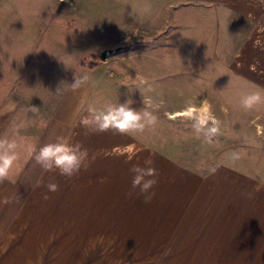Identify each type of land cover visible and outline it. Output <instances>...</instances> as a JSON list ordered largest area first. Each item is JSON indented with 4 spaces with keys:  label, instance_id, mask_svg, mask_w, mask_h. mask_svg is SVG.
I'll list each match as a JSON object with an SVG mask.
<instances>
[{
    "label": "rangeland",
    "instance_id": "obj_1",
    "mask_svg": "<svg viewBox=\"0 0 264 264\" xmlns=\"http://www.w3.org/2000/svg\"><path fill=\"white\" fill-rule=\"evenodd\" d=\"M200 17L195 0H0V139L15 140L19 153L11 178L0 182L5 192L13 184L0 214L7 215L5 228H14L16 239L28 229H72L70 217L77 215L80 230L126 231L128 251L104 254L110 257L105 260L151 261L149 254L129 252V245L136 227L153 230L154 220L167 216L165 206L163 211L153 204L163 200L164 184L144 203L132 180L117 182L99 165L93 173L67 178L46 172L26 151L27 144L36 147L46 136L62 103L74 100L71 83L83 75L91 86L81 93L91 90L84 107L100 111L131 100L133 108L151 112L155 127L132 135L176 165L203 179L224 165L264 180V106L245 110L239 103L241 96L259 91L234 77L228 62L215 59L214 43L202 40ZM120 46L101 60L100 51ZM189 107H207L220 121L211 143L197 138L184 115ZM49 183L59 190L49 192ZM73 187L76 205L69 204ZM122 238L101 235L95 244L105 240L110 242L105 251L111 250ZM79 240L85 245L87 239ZM166 257L159 254L158 264Z\"/></svg>",
    "mask_w": 264,
    "mask_h": 264
},
{
    "label": "crops",
    "instance_id": "obj_2",
    "mask_svg": "<svg viewBox=\"0 0 264 264\" xmlns=\"http://www.w3.org/2000/svg\"><path fill=\"white\" fill-rule=\"evenodd\" d=\"M195 1L205 34L202 40L204 44L214 43L215 59L228 62L234 77L264 93V0ZM89 86L87 83L72 91L74 100L62 103V114L52 119L36 149L59 139L79 143L89 154V166L81 172L93 173L99 165L117 182L132 180L129 169L134 165L145 167V161L151 160L159 173L158 184L166 186L163 200L158 198V203L156 200L153 204L162 209L165 206L167 216L154 220L153 230L136 227L129 245V252L149 254L151 261L105 260L110 257H102L104 254L128 251L126 231L102 230L106 239L124 237L105 251L110 242L95 244V238L101 235H96L94 228L78 229L77 215L70 217L72 229H58L57 225L28 229L21 232V239H16V230L5 228L7 215L0 214V264H158L159 254L167 255L166 261L160 262L163 264H264V180L224 165L203 179L132 134L86 132L81 120L92 109L84 107L91 90L87 96L81 93ZM9 184L13 186L7 183L6 192L0 187V207L7 201ZM158 184L153 190L157 195ZM72 190L74 198L70 197L69 204L76 205L78 188ZM135 190L139 196V190ZM85 218L93 222L89 215ZM55 221L61 222L62 216ZM80 238L87 239L85 245H80Z\"/></svg>",
    "mask_w": 264,
    "mask_h": 264
},
{
    "label": "clouds",
    "instance_id": "obj_3",
    "mask_svg": "<svg viewBox=\"0 0 264 264\" xmlns=\"http://www.w3.org/2000/svg\"><path fill=\"white\" fill-rule=\"evenodd\" d=\"M89 80L88 75L75 78L71 83L73 91L79 89ZM240 106L245 110H251L257 106H264V94L252 92L240 97ZM132 101L128 100L123 104H108L102 110L91 109L82 120L81 126L86 132L103 133L114 131L119 134L143 133L148 128H154L157 124V117L148 111H139L132 106ZM184 115L193 121L192 128L199 138L201 135L208 143L219 133L220 121L212 117L209 109L198 111L194 107H189ZM211 125V126H209ZM26 151L30 157H34L38 164L46 172H57L59 175L72 178L78 175L81 170H86L89 166L88 150L79 143H71L62 139L53 143H47L37 150L32 144L26 145ZM19 159L18 145L15 140L8 138L0 139V182L9 180L11 173ZM152 161L146 160L145 167L134 165L129 169L132 173V188L139 190V195L143 197L144 203H150L155 196L153 191L158 184V170L152 167ZM49 192H57L59 185L49 183ZM44 199L49 197L45 194Z\"/></svg>",
    "mask_w": 264,
    "mask_h": 264
},
{
    "label": "water",
    "instance_id": "obj_4",
    "mask_svg": "<svg viewBox=\"0 0 264 264\" xmlns=\"http://www.w3.org/2000/svg\"><path fill=\"white\" fill-rule=\"evenodd\" d=\"M122 48L123 47L120 46V47L104 49V50L100 51L99 56H100L101 60H107L111 55L122 50Z\"/></svg>",
    "mask_w": 264,
    "mask_h": 264
},
{
    "label": "trees",
    "instance_id": "obj_5",
    "mask_svg": "<svg viewBox=\"0 0 264 264\" xmlns=\"http://www.w3.org/2000/svg\"><path fill=\"white\" fill-rule=\"evenodd\" d=\"M91 64H92V66H91V67L95 66V64H94V63H91Z\"/></svg>",
    "mask_w": 264,
    "mask_h": 264
}]
</instances>
